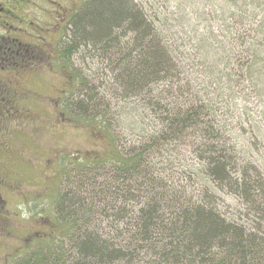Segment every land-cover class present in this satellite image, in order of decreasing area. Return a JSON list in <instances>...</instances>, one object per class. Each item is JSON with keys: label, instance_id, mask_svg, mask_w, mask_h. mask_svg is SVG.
Returning <instances> with one entry per match:
<instances>
[{"label": "trees", "instance_id": "1", "mask_svg": "<svg viewBox=\"0 0 264 264\" xmlns=\"http://www.w3.org/2000/svg\"><path fill=\"white\" fill-rule=\"evenodd\" d=\"M136 1L88 0L70 20L66 80L81 49L111 78L74 87L68 112L107 150L66 161L62 230L24 262L264 264V0ZM223 196L247 217L215 207ZM109 213L126 226L113 243L96 233Z\"/></svg>", "mask_w": 264, "mask_h": 264}, {"label": "rangeland", "instance_id": "2", "mask_svg": "<svg viewBox=\"0 0 264 264\" xmlns=\"http://www.w3.org/2000/svg\"><path fill=\"white\" fill-rule=\"evenodd\" d=\"M87 1L80 0V7L69 16L67 30L62 33L65 38L63 44L69 38L71 18ZM153 1L161 3L162 0H137L136 2L146 6V4ZM173 2L175 5L177 3L184 4L186 0H173ZM69 6H71L70 3ZM171 6L174 5L171 4ZM175 10L176 14L184 16L186 9L176 6ZM60 49L61 43H58L56 45L55 58L53 59L57 69L52 73V82L55 86L52 88L39 87L34 82L36 88L32 92L33 95H31L34 98V103L31 99H23L24 104L32 103L29 104V107L37 111L42 117L45 116L43 123L47 126V131H50V135L46 136L44 132L41 134L40 138H42L41 142H39V150L42 151L34 154V150L31 149L29 154H23L29 160V165H25L26 167L20 162L16 153L6 157L0 154V166H3L4 163H9L12 165L14 171L20 174V177L14 178L16 183L0 186V194L6 202L7 211L11 213L8 216L10 217L8 223L6 222L0 231V264H25V259L32 258L36 254L38 239H44L45 241V239L52 237L54 231L62 230L53 225L56 218L55 203L57 202L53 203V201H55L56 197L58 200V197L66 191L65 186L70 173L67 166L68 162L66 163V161L69 158L74 160L73 154L84 156L94 152L104 153L107 150L106 144L94 139L86 126H83V122L72 121L70 119L67 108V105H69L67 103L68 93L74 87V90H84L87 87L86 85H82L85 81H87L89 89H94L97 92L100 91L101 87H107L108 80L111 78L107 67V59H103L99 53L94 51L85 52L81 49L80 51H76L71 57L64 51L68 69L66 75H69L66 80L65 73L61 75L59 70L61 65L64 64L60 57ZM71 72L75 73L73 75L80 73L79 78L75 82L73 77L70 76ZM62 79L64 80L62 81ZM47 100H49L48 104H46ZM106 102L114 105L115 98L109 97L106 99ZM121 102H123L122 107L127 106L130 108L131 105L133 106L131 102ZM35 131L36 129L31 124V121L25 124L19 123V130L17 125H11L9 133L5 135V138L10 144L18 147L16 144L18 143L17 139L20 138V133L24 132L22 139L29 140L27 137L33 138ZM45 137L51 139L50 141L52 142L50 145L51 149L47 151L43 150L45 148L43 141ZM60 159L65 161H60ZM0 169L3 168L0 167ZM61 169L65 175L63 182ZM12 178L8 177L7 179L13 180ZM214 206L226 214H237L244 207L239 204L235 196L219 197ZM240 213L245 217L248 215L246 211ZM113 214L109 213L107 217L101 219L98 224L99 227L96 229L98 235H103L104 239H111L112 243L115 241L114 237L117 236V231L121 232L126 228L125 225L118 227L117 221L114 220H118L119 218L113 219ZM140 246L143 247V245ZM65 249L68 250L67 248ZM24 253L25 255L21 256ZM68 253L71 257L74 255L66 252V258L68 257ZM64 260L63 263L58 262L57 264H66ZM36 263V259L35 261L27 262V264Z\"/></svg>", "mask_w": 264, "mask_h": 264}, {"label": "flooded vegetation", "instance_id": "3", "mask_svg": "<svg viewBox=\"0 0 264 264\" xmlns=\"http://www.w3.org/2000/svg\"><path fill=\"white\" fill-rule=\"evenodd\" d=\"M79 1L0 0V154L6 157L16 153L24 166L29 165V160L23 154H29L31 149L34 154L42 151L39 150L40 136L43 132L46 136L50 135V131L43 123L45 116L29 107L32 103L24 104L23 99H31L34 103L31 96L36 88L34 82L39 87L55 86L52 73L57 69L53 62L56 45L61 43L63 49L65 38L62 33L67 30L69 16L80 7ZM65 71L66 67L62 64L61 75ZM30 121L36 129L33 138L22 139L24 132L20 133L18 147L6 140L5 135L11 125H17L19 130V123ZM50 140L45 137L43 150L51 149ZM0 167L3 168L0 169V186L16 183L14 178L20 177V174L14 171L12 165L4 163ZM8 177H13V180ZM0 206L6 207L1 194ZM6 214L9 216L11 213L0 208V231L10 219Z\"/></svg>", "mask_w": 264, "mask_h": 264}]
</instances>
